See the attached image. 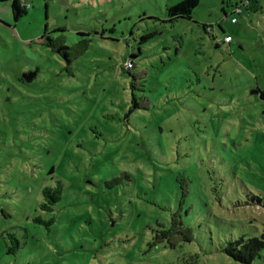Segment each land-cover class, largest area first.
Listing matches in <instances>:
<instances>
[{
  "label": "rangeland",
  "instance_id": "1",
  "mask_svg": "<svg viewBox=\"0 0 264 264\" xmlns=\"http://www.w3.org/2000/svg\"><path fill=\"white\" fill-rule=\"evenodd\" d=\"M23 1L0 0V264H243L224 249L264 229V0Z\"/></svg>",
  "mask_w": 264,
  "mask_h": 264
},
{
  "label": "trees",
  "instance_id": "2",
  "mask_svg": "<svg viewBox=\"0 0 264 264\" xmlns=\"http://www.w3.org/2000/svg\"><path fill=\"white\" fill-rule=\"evenodd\" d=\"M248 6H252L253 8L260 5V0H246ZM201 0H181L176 4L169 7L168 15L169 18L174 20L179 17H191L194 9L199 6ZM236 5V9L239 8L238 4ZM30 6L27 1L23 0H13V9L15 13V18L19 20L22 16H24L28 12V7ZM235 9V12H236ZM145 36L144 39H146ZM219 45V44H217ZM65 57L69 58L68 52H63ZM128 62L131 63L128 66ZM123 67L126 70H132L135 67V62L133 59H129ZM39 73V72H38ZM37 76L31 81L27 82L23 78L21 79L22 82L29 84L32 83ZM260 97L264 100V89L260 90L259 93ZM6 101V100H5ZM134 108L140 107L139 102L135 99L134 101ZM43 193L46 197V202L42 204L43 210H52L53 206L62 198L63 194V187L62 185H58L56 188L46 187L43 190ZM253 201L257 205H261L264 207V197L261 196H254ZM16 246L10 248V252L16 251L17 248H20V241L16 240ZM224 251L234 260L243 263V264H254L259 259L264 258V229L259 236L253 237H245L241 236L236 240L230 241Z\"/></svg>",
  "mask_w": 264,
  "mask_h": 264
},
{
  "label": "water",
  "instance_id": "3",
  "mask_svg": "<svg viewBox=\"0 0 264 264\" xmlns=\"http://www.w3.org/2000/svg\"><path fill=\"white\" fill-rule=\"evenodd\" d=\"M59 52H61V50H59ZM37 75H38V70H34L31 72L24 73L22 77L27 82H31ZM255 92L260 93V90H256Z\"/></svg>",
  "mask_w": 264,
  "mask_h": 264
},
{
  "label": "built area",
  "instance_id": "4",
  "mask_svg": "<svg viewBox=\"0 0 264 264\" xmlns=\"http://www.w3.org/2000/svg\"><path fill=\"white\" fill-rule=\"evenodd\" d=\"M237 9H240V8H237ZM239 11H240V10H239ZM233 20L235 21L236 18H233ZM232 40H233V38H232L230 35H226L225 38H224V42H231ZM127 64H128V66L131 65L130 62H128Z\"/></svg>",
  "mask_w": 264,
  "mask_h": 264
},
{
  "label": "flooded vegetation",
  "instance_id": "5",
  "mask_svg": "<svg viewBox=\"0 0 264 264\" xmlns=\"http://www.w3.org/2000/svg\"><path fill=\"white\" fill-rule=\"evenodd\" d=\"M63 52H66V51H64V50L61 51V54L65 57V54H63ZM65 58H66V57H65Z\"/></svg>",
  "mask_w": 264,
  "mask_h": 264
}]
</instances>
